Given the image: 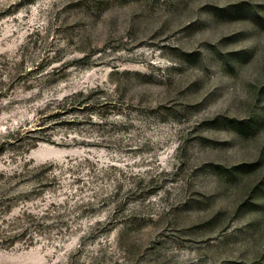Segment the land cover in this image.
Here are the masks:
<instances>
[{
    "label": "rangeland",
    "instance_id": "obj_1",
    "mask_svg": "<svg viewBox=\"0 0 264 264\" xmlns=\"http://www.w3.org/2000/svg\"><path fill=\"white\" fill-rule=\"evenodd\" d=\"M0 264H264V0H0Z\"/></svg>",
    "mask_w": 264,
    "mask_h": 264
},
{
    "label": "trees",
    "instance_id": "obj_2",
    "mask_svg": "<svg viewBox=\"0 0 264 264\" xmlns=\"http://www.w3.org/2000/svg\"><path fill=\"white\" fill-rule=\"evenodd\" d=\"M78 105H79V103H78ZM78 105H77V106H78Z\"/></svg>",
    "mask_w": 264,
    "mask_h": 264
}]
</instances>
